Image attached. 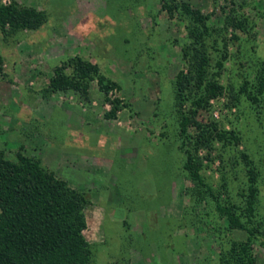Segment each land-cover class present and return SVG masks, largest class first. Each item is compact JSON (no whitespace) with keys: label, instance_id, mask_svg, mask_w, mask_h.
Listing matches in <instances>:
<instances>
[{"label":"rangeland","instance_id":"374dc122","mask_svg":"<svg viewBox=\"0 0 264 264\" xmlns=\"http://www.w3.org/2000/svg\"><path fill=\"white\" fill-rule=\"evenodd\" d=\"M14 1L47 18L0 29V154L40 159L88 193L89 264H223L248 233L219 205L246 219L254 185L251 249L264 264V0H176L202 22L172 15L173 0H1ZM76 56L118 86L53 90L56 68ZM200 62L204 82L181 90ZM209 80L221 90L199 103ZM189 152L204 184L185 167Z\"/></svg>","mask_w":264,"mask_h":264},{"label":"trees","instance_id":"16d2710c","mask_svg":"<svg viewBox=\"0 0 264 264\" xmlns=\"http://www.w3.org/2000/svg\"><path fill=\"white\" fill-rule=\"evenodd\" d=\"M165 7L170 9L172 15L178 11L182 16L203 21L200 12L193 10L187 2L173 0ZM46 18L44 11L20 6L15 1L4 5L0 0L2 30L8 26L15 31L37 29ZM4 64L5 58L0 53V72L4 70ZM203 64L204 62H200L198 68L192 64L190 73L178 78L177 83L181 90L189 85L191 78L198 77L199 83L204 82ZM68 68L73 70L72 74L67 73ZM55 72L51 80L53 90L73 88L86 93L90 82L95 79L105 93L118 86L115 81L101 73L97 64L80 56L63 63ZM219 90L221 85L217 81H207L199 103L215 96ZM190 122L189 116L183 113L182 134L187 132ZM219 136L224 137L220 133ZM200 164L198 156L189 152L185 167L190 171L192 179L204 184ZM257 192L258 187L254 185L247 197L246 219L237 213L236 206L219 205V210L228 217L231 228L248 233L246 241H231L229 255L221 260L223 264H256L251 244L259 236L257 225L252 220L258 200ZM90 202L88 193L76 190L66 180L56 177L54 171L45 167L40 159L22 152L16 157L1 153L0 264H89L93 250L84 235L87 228L84 209ZM248 222L253 225H248Z\"/></svg>","mask_w":264,"mask_h":264}]
</instances>
